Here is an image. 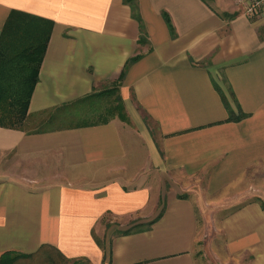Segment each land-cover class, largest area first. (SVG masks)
I'll return each instance as SVG.
<instances>
[{
    "label": "crops",
    "instance_id": "crops-1",
    "mask_svg": "<svg viewBox=\"0 0 264 264\" xmlns=\"http://www.w3.org/2000/svg\"><path fill=\"white\" fill-rule=\"evenodd\" d=\"M252 1L136 0L142 32L124 0H0V36L13 11L54 22L32 115L118 84L129 116L0 127V258L264 264V200L213 212L264 173V11L248 16ZM224 95L245 117L230 120Z\"/></svg>",
    "mask_w": 264,
    "mask_h": 264
},
{
    "label": "trees",
    "instance_id": "trees-1",
    "mask_svg": "<svg viewBox=\"0 0 264 264\" xmlns=\"http://www.w3.org/2000/svg\"><path fill=\"white\" fill-rule=\"evenodd\" d=\"M124 1L132 6L143 32V22L138 14L136 0ZM205 1L210 3L211 0ZM53 26L54 22L46 18L21 11L11 13L0 36V127L39 133L102 125L116 118L129 121L118 84L36 115L29 112ZM139 41H145V34L142 33ZM136 59L137 57L132 58L130 62ZM223 97L230 112V120L237 121L245 117L242 112L237 115L226 96ZM262 206L264 207V202ZM132 230L133 228L126 232ZM5 261L4 255L0 258V264H16L15 261ZM48 261L51 264L82 262L70 261L62 255L61 259L49 255Z\"/></svg>",
    "mask_w": 264,
    "mask_h": 264
},
{
    "label": "rangeland",
    "instance_id": "rangeland-1",
    "mask_svg": "<svg viewBox=\"0 0 264 264\" xmlns=\"http://www.w3.org/2000/svg\"><path fill=\"white\" fill-rule=\"evenodd\" d=\"M0 165L5 170H8V168H9L7 161H5L4 163H1ZM33 170H34V168L31 170L32 173H33ZM249 183H250L249 184L250 186H246L247 184H244V185H242L241 188H239V189L234 188L233 190L228 192L229 193L227 195L228 198L227 197H223V198L218 197L217 198V202L220 204H223L222 205L223 208L220 209V211H219V209L213 211V212H216V211L218 212V215L216 216V218L220 217L221 215H225L226 213H228L230 210L233 209V207L239 205L238 202H244V201H247L249 199H253L255 197H257L258 199L264 200V196H261L264 194V173H260V172H259V174L255 173L254 178L251 179V182H249ZM245 188L247 189L246 194L247 193L249 194L248 196H244L245 192H241ZM238 197H240V199ZM212 216H214V215H212ZM212 216L210 217L211 220L213 219ZM139 226L133 227V229H136ZM79 264H85V263L79 262ZM210 264H221V263L216 262V261H212V262H210Z\"/></svg>",
    "mask_w": 264,
    "mask_h": 264
},
{
    "label": "built area",
    "instance_id": "built-area-1",
    "mask_svg": "<svg viewBox=\"0 0 264 264\" xmlns=\"http://www.w3.org/2000/svg\"><path fill=\"white\" fill-rule=\"evenodd\" d=\"M264 11V0H253L246 9V14L250 17L257 16Z\"/></svg>",
    "mask_w": 264,
    "mask_h": 264
}]
</instances>
